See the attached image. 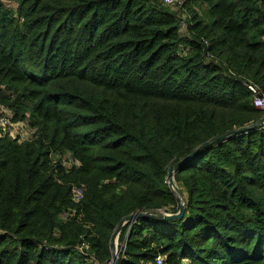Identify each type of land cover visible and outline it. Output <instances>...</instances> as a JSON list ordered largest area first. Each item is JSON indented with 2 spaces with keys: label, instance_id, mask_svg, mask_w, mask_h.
Here are the masks:
<instances>
[{
  "label": "trees",
  "instance_id": "trees-1",
  "mask_svg": "<svg viewBox=\"0 0 264 264\" xmlns=\"http://www.w3.org/2000/svg\"><path fill=\"white\" fill-rule=\"evenodd\" d=\"M247 83L264 0H0V264L105 262L136 212L119 264H264V123L151 213L264 116Z\"/></svg>",
  "mask_w": 264,
  "mask_h": 264
},
{
  "label": "water",
  "instance_id": "water-1",
  "mask_svg": "<svg viewBox=\"0 0 264 264\" xmlns=\"http://www.w3.org/2000/svg\"><path fill=\"white\" fill-rule=\"evenodd\" d=\"M264 123V116H262L259 120H257L256 122H254L253 124L250 125H245V126H241V127H237L235 130L225 133V134H221L218 135V137L213 138L211 140H208L204 143H202L200 146L197 147V149H195L193 152L187 154L186 156H184L182 159H180L179 161H177L176 163L172 164L169 166L168 171H167V177H166V181L167 184L169 185V187L171 188V190L177 195L179 203H180V207L179 210L175 213H164V212H151L154 216H158L162 219H180L183 217L184 214V202H183V196L182 193L180 192V190L178 189V186L176 185L175 181H174V171L176 169L179 168V166L183 165L184 162H186L187 160H189L192 156H194L197 152H199L202 147H205L209 144L212 143H216L219 140L222 139H226L231 135H235L236 133H244L246 131H250L252 128H254V126H258L260 124ZM143 213L141 212H136V213H131L130 215H128L124 220L120 221V223L117 225V227L115 228L113 235H112V252L111 254L113 255V257L115 258V239L117 238V235L119 234L122 226L130 220H134L135 218H137L139 215H142ZM115 264H119V261L116 260Z\"/></svg>",
  "mask_w": 264,
  "mask_h": 264
},
{
  "label": "built area",
  "instance_id": "built-area-1",
  "mask_svg": "<svg viewBox=\"0 0 264 264\" xmlns=\"http://www.w3.org/2000/svg\"><path fill=\"white\" fill-rule=\"evenodd\" d=\"M160 2H162V4L167 5V6H171V7H179L182 3V0H159ZM247 89L252 92L253 94V106L257 107L258 109L264 111V94H261V92H259V89L251 83H247L246 84ZM0 127H2V133L8 131L13 135H21L22 137L26 138L28 136V134L26 133L25 129L26 126L23 125L22 123H13L11 121V118L8 116V114L6 113L5 110L0 109ZM8 128V129H7ZM21 129V131L19 132V130ZM58 154L56 153V156L54 157L55 159L58 158ZM71 161V159L69 158L68 162L69 163ZM74 193V200H79L82 196L83 193V188L82 187H75V189L73 190ZM88 246L83 244L81 246H78V250L86 255L89 256V259H91L93 264H115V261L118 260L119 261V251L122 249V253L124 251V243L120 244V248L118 249V251H115V258L113 257V255L111 254V257L105 261V262H101L98 259H94L93 257H91V255H89L84 249H86ZM120 252V253H121ZM156 262L157 264H161L163 262V257L161 255H156Z\"/></svg>",
  "mask_w": 264,
  "mask_h": 264
},
{
  "label": "rangeland",
  "instance_id": "rangeland-1",
  "mask_svg": "<svg viewBox=\"0 0 264 264\" xmlns=\"http://www.w3.org/2000/svg\"><path fill=\"white\" fill-rule=\"evenodd\" d=\"M264 114V112H263ZM21 131V129L19 130V132ZM179 203V202H178ZM165 213V212H164ZM166 213H169V212H166ZM116 243H115V251H118L119 249V246H120V243L118 241V235H117V238L115 239Z\"/></svg>",
  "mask_w": 264,
  "mask_h": 264
}]
</instances>
